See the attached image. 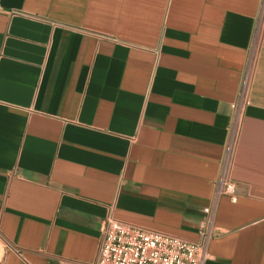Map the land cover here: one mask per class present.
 Segmentation results:
<instances>
[{
	"label": "crops",
	"instance_id": "1",
	"mask_svg": "<svg viewBox=\"0 0 264 264\" xmlns=\"http://www.w3.org/2000/svg\"><path fill=\"white\" fill-rule=\"evenodd\" d=\"M109 218L264 264V0H0V264H94Z\"/></svg>",
	"mask_w": 264,
	"mask_h": 264
},
{
	"label": "built area",
	"instance_id": "2",
	"mask_svg": "<svg viewBox=\"0 0 264 264\" xmlns=\"http://www.w3.org/2000/svg\"><path fill=\"white\" fill-rule=\"evenodd\" d=\"M251 81L250 65L245 71L239 99L234 105L237 110L236 123L250 104ZM218 192L229 195L232 201L237 200L235 183L227 178L220 180ZM205 211L211 212L209 208ZM211 236L207 233L203 241L191 242L159 232H148L109 218L103 224L99 256L94 264H204L209 257L207 247Z\"/></svg>",
	"mask_w": 264,
	"mask_h": 264
},
{
	"label": "rangeland",
	"instance_id": "3",
	"mask_svg": "<svg viewBox=\"0 0 264 264\" xmlns=\"http://www.w3.org/2000/svg\"><path fill=\"white\" fill-rule=\"evenodd\" d=\"M1 245H2V244H1V241H0V251H1ZM0 255H1V253H0Z\"/></svg>",
	"mask_w": 264,
	"mask_h": 264
}]
</instances>
